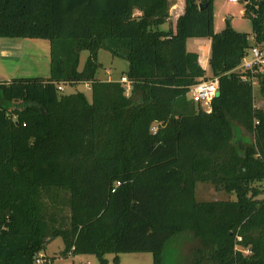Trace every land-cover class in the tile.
<instances>
[{"label": "trees", "instance_id": "16d2710c", "mask_svg": "<svg viewBox=\"0 0 264 264\" xmlns=\"http://www.w3.org/2000/svg\"><path fill=\"white\" fill-rule=\"evenodd\" d=\"M177 1L0 0V38L50 45L48 79L0 83V264H35L50 237L64 256L150 253L164 264L186 232L198 242L191 264H264V110L251 81L264 97V72H235L251 47L264 51V0L245 3L251 34L229 19L215 32L214 0H184L159 31ZM202 37L219 86L210 111L187 97L208 80L186 50ZM99 50L128 63L129 95L97 78ZM60 83H88L91 99ZM197 183L236 199L198 201Z\"/></svg>", "mask_w": 264, "mask_h": 264}, {"label": "rangeland", "instance_id": "374dc122", "mask_svg": "<svg viewBox=\"0 0 264 264\" xmlns=\"http://www.w3.org/2000/svg\"><path fill=\"white\" fill-rule=\"evenodd\" d=\"M244 7L245 1L239 0L236 3L229 2L228 0H214L213 1V14H214V28L218 31L225 27V22L227 19L230 20V24H233V29L235 31H251V23L250 20L244 16ZM23 38V37H20ZM31 39L32 42L36 43V52L39 54L29 55V49L26 48L25 51L28 57L23 58L19 63V60L14 59L11 63H5L4 60L2 66H6L8 70L9 76H13L12 78H34V77H42L48 79L50 77L49 73V41L46 39H37L34 38H25ZM198 39V38H194ZM250 44L255 45L254 39L250 38ZM35 48V47H34ZM188 48L191 50L194 49L193 45H191V40L188 43ZM34 52V50H33ZM80 58V66L82 68L87 57L88 52L82 51ZM98 61L102 65L101 68L98 69V74L101 79L115 78V81H119V77L122 74L121 70H127L128 63L116 57H113L110 53L99 50L98 51ZM7 66L9 68H7ZM32 70L31 74L23 73L25 71ZM264 72L263 69H259L255 72ZM235 72H239L240 74H244L247 72H242L241 70H236ZM247 75V74H244ZM243 75V76H244ZM208 80L207 81H216L217 78H211V71L207 72ZM255 84H252L253 94H254V106L255 108H261L264 110V97L260 91V85H258L257 79H251ZM102 81V80H101ZM63 93H74L76 91L83 92L87 99H91V90L88 83H79L75 86H64ZM128 95V94H126ZM188 99H190V94H187ZM200 106V105H199ZM205 106L201 107L204 109ZM241 134L244 138L248 140H252V136L242 129ZM195 195L198 201L205 202L206 200H235V194H227L225 191L216 190L210 183H197L195 187ZM198 246L197 240L194 238L193 234L190 232L183 233L179 236H176L168 242L166 247L164 248V264H191V260L195 257L194 249ZM63 241L61 238H47V242L45 244L44 250L39 253L38 257H41L43 262L45 259L49 261V258L54 259V264H100L99 259L95 255L89 254H80L76 256H64L62 255L63 250ZM240 250H243L240 248ZM246 253L247 250H244ZM194 255V256H193ZM107 263L106 264H152V255L150 253H134V254H119V261L114 262L115 255L107 254L105 256Z\"/></svg>", "mask_w": 264, "mask_h": 264}, {"label": "crops", "instance_id": "0c3cea01", "mask_svg": "<svg viewBox=\"0 0 264 264\" xmlns=\"http://www.w3.org/2000/svg\"><path fill=\"white\" fill-rule=\"evenodd\" d=\"M183 8H184V0H178L177 4H175L173 6V8L171 9L170 15L172 18H170V21L165 22L163 25H160L158 27V30L161 32H164V31H168L170 29V26H172V28H173L174 27L173 23L176 21L178 16L182 13ZM171 20H172V23H171ZM231 25H233V24H231ZM232 28H233V26H232ZM214 30H215V32H219L216 28H214ZM243 32L251 34L252 31H249V32L243 31ZM39 39H41V38H39ZM35 40H37V39H35ZM190 40H191V45H193V47H194L193 50L188 48V43L190 42ZM210 45H211V40L209 38H204V37L198 38V39L189 38L186 41V50L191 51V52H195L198 54L199 63H200V65L203 66L204 69H206L207 72H208V70H210V68H209V58H210V54H211ZM26 48L29 49V52H27V53H29V55H31V56L32 55L37 56L39 54L38 52H36V50H37L36 49V43L32 42L31 39H25V37H23V38H5V37L0 38V83L3 81H9V80L13 79L12 78L13 76H9L8 70L6 69V66H2L4 60H7V61H5V63H7V64L13 62L14 59L19 60L18 62L20 63L21 60H23L24 56L28 57V55L25 51ZM33 50H34V52H33ZM49 52H50V45H49L48 55H49ZM49 63H50V55H49ZM7 68H9V67L7 66ZM31 71L32 70H29V71H25L23 73L31 74L30 73ZM121 71H124V72H122L120 77L126 72V70H121ZM97 77L100 78L99 76H97ZM101 80L106 81V82H112V81H115L116 79L111 77V79L106 78V79H101Z\"/></svg>", "mask_w": 264, "mask_h": 264}, {"label": "built area", "instance_id": "2783aa9c", "mask_svg": "<svg viewBox=\"0 0 264 264\" xmlns=\"http://www.w3.org/2000/svg\"><path fill=\"white\" fill-rule=\"evenodd\" d=\"M229 2L236 3L239 0H228ZM246 3V2H245ZM264 68V51L259 49L256 45L251 47L247 54L243 57L241 63L238 65L237 70H241L244 72H252L255 73L259 69ZM246 74V73H244ZM243 80H248V77L244 75L242 77ZM252 81V80H251ZM119 82L123 86L126 91V94H130L131 92V82L124 76H121ZM252 84L255 82L252 81ZM64 84L60 83L57 85L59 91H62L64 88ZM219 86L218 81H202L197 84L191 86L190 89V99L197 105L204 107V110H211V101L218 94ZM156 130V127L153 128V131ZM119 184V182L117 183ZM35 264H43V260L41 257H37L35 260Z\"/></svg>", "mask_w": 264, "mask_h": 264}, {"label": "water", "instance_id": "95a60500", "mask_svg": "<svg viewBox=\"0 0 264 264\" xmlns=\"http://www.w3.org/2000/svg\"><path fill=\"white\" fill-rule=\"evenodd\" d=\"M246 3L248 2V0H244ZM199 8H202V4L199 5Z\"/></svg>", "mask_w": 264, "mask_h": 264}]
</instances>
